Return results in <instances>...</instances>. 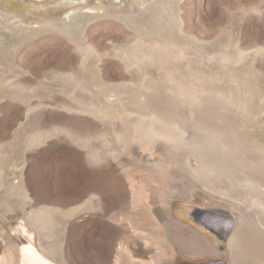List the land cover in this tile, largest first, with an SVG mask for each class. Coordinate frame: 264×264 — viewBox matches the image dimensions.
<instances>
[{
  "label": "bare ground",
  "instance_id": "bare-ground-1",
  "mask_svg": "<svg viewBox=\"0 0 264 264\" xmlns=\"http://www.w3.org/2000/svg\"><path fill=\"white\" fill-rule=\"evenodd\" d=\"M14 1L18 0H0V19L10 20L0 22V28L4 30L5 27L8 30V25H12L21 34L29 37L57 32L67 36L74 43L77 55L70 56L69 59L71 63L77 64L79 73L70 68L63 72L53 71L45 74L41 80L38 79L41 85L62 80L73 86L71 91L62 94L71 102H76L77 106L72 107L74 110L63 107V110L66 109L65 112L86 114L101 124L109 122L115 135V143L124 149L126 147L143 149L147 146L153 148L160 145L163 146V150L180 153L179 158H183V168L191 182L200 183L209 191L207 196L211 200L203 193L194 191L193 194H188L187 188L180 187L174 184L175 182L169 183L167 188L171 196L178 201L175 217L166 211L159 213L158 216L162 228H167L171 222H176L182 227L177 235L168 233L171 244L168 253L172 256V264H264V146L252 139L247 123L234 125L224 117L225 113L238 110L240 103L245 109L246 104L239 97L242 96L241 92H238L240 99L235 100L224 93L225 91H207L202 85L206 84L207 80L216 79L212 78L210 73L200 72L205 63L209 66L218 63L223 68L239 64L247 57V52L239 47L234 54L227 49H221L217 53H208L205 59L199 50L202 42L187 31L186 22L179 8L174 16L171 15L172 7L169 0H54L48 4L45 0H25L26 3L22 5L20 1L17 2L16 4L22 8L12 12L10 11L12 8L8 6L13 5ZM103 20H110L113 25L120 28L122 25L126 30L133 32L134 37L131 36L132 39L129 40V36L128 38L126 36L125 40H121L118 33L115 35L116 41H111L110 46L94 40L88 34L87 28L89 30L96 28L95 23ZM171 26L185 38V43L183 41L181 42L183 44H179L165 37L166 27ZM80 28L82 32L80 31L79 40L75 38V41L71 35L74 30ZM11 34L16 36L15 32ZM257 52L264 55V46L257 49ZM113 59L120 62L115 64L117 68H123L119 74L107 72L110 67L112 69L114 67L110 62ZM90 60L95 61V68L99 74L100 84H94L96 91L89 89L86 81L90 79L91 82L92 77L88 75ZM135 72H137L135 75L139 74L138 79L134 78ZM231 76L228 77L230 80L233 78ZM183 77L190 80V83L192 81L193 88L184 83ZM239 79L241 80L240 77ZM35 80L34 82L38 81ZM8 85L28 91L30 95L37 90L15 82H8ZM35 96L37 95L34 94L33 97ZM59 96H63L61 92ZM98 96L106 102L105 107L100 104ZM128 104L137 108L139 113L132 114L131 109L128 110ZM235 106H238L237 109ZM244 109L241 110L245 111ZM33 110V107L28 106L25 114H30ZM181 111H186V114ZM66 129L60 128V132L73 139L72 143L82 145L81 147H89L92 139L100 140L106 146L109 144L106 133L95 135L93 138L92 136L83 138L72 135L71 131ZM40 139L38 136H31L28 142L34 146ZM91 150L87 152L89 160L94 164L102 161L98 154L95 155L97 152L92 150V153ZM164 156L161 161L170 159L171 153ZM137 160L141 163L146 162L142 156H138ZM151 164L152 167L159 165L155 162ZM2 176L3 169L0 167V187ZM17 190L22 191L21 196L26 200L32 201L22 173L18 182L12 183L9 192L14 195ZM90 196V199L95 197L93 194ZM195 197L199 208L188 204L192 203ZM247 198L253 202V205H250L256 208V212L247 213V209L240 206L239 202H245ZM37 206V209L36 206L31 207L26 217L12 230L17 241L18 264H82L70 261L62 254L61 249L51 243L55 238L54 215L69 219L80 208L64 211L57 207ZM8 210H11V206H8ZM133 233L135 232H132V235ZM39 236L46 238V245L42 244ZM149 237L145 236L144 232L141 238L144 245L136 244L138 248L133 250L137 256L143 254L142 248H146L147 243L152 240ZM1 243L5 247L4 240ZM221 245L225 249L223 254L218 253ZM117 249L122 259H113L114 264H124V258L127 257L131 259L127 264H144L141 258L142 261L138 259L135 261L136 258L129 252L131 250L123 243H118ZM156 250L157 252L149 259L154 264L166 254L160 247ZM13 253L11 249H6V256L5 253L4 257L0 255L1 262L13 263ZM222 256L230 257V262L219 258ZM109 263L106 261L104 264Z\"/></svg>",
  "mask_w": 264,
  "mask_h": 264
},
{
  "label": "rangeland",
  "instance_id": "rangeland-1",
  "mask_svg": "<svg viewBox=\"0 0 264 264\" xmlns=\"http://www.w3.org/2000/svg\"><path fill=\"white\" fill-rule=\"evenodd\" d=\"M19 1L21 5L26 3L25 0L14 1L13 5L8 6L12 8L10 11L15 12L22 8L21 5L16 4ZM52 1L54 0H45L47 4ZM169 2L172 7L171 15L174 16L179 8L186 22L187 31L202 42L199 50L202 55L204 54L205 59L208 53H217L221 49H227L234 54L239 47L247 52V57L241 63L227 66V68H223L220 64L219 66L218 63H213V66L205 63L200 72L210 73L216 80H207L202 86L207 91H225L224 93L234 97L235 100L239 97L241 101L244 100L246 110L242 105L243 108L240 106V103V108L235 106L238 110L233 108L235 111L232 109V112L225 113L224 117L234 125L247 123L250 126L252 139L264 146V102H262L264 101L262 98L264 96V55L257 52V49L264 46V0H169ZM8 21L10 20L6 18L0 19V22ZM95 24L97 26L93 27V30L87 28L88 34L94 40L108 46L111 45V41H116L115 35L118 33L121 40H125L128 36L129 40L134 37L133 32L126 30L122 25L121 28L113 25L110 20L98 21ZM8 26V30L5 27H3L4 30L0 28V167L3 169L0 187V255L6 256V249L9 248L14 252V261L11 264H18L17 241L12 230L26 217L31 207L36 206L35 209H37V205H45L64 211L80 208L69 219L54 215L55 238L51 243L61 249L62 254L70 261H78L82 264H104L106 261L109 263L110 260L109 264H114L116 258H121L117 245L123 243L131 250L128 251L136 258L135 261L138 259V261L143 260L144 264L150 263V257L157 252V247H160L166 251V254L155 264L171 262L172 256L168 253L171 247L168 233L177 235L182 227L176 222H171L167 228H162L158 216L159 213L166 211L175 217L178 201L171 196L167 188L169 183L175 182L174 184L187 188L188 194L198 191L207 196L209 191L200 183L191 182L183 168L184 160L182 157L179 158L180 153L163 150V146L160 145H155L156 147L153 148L147 146L143 149L129 147L124 149L115 143V135L109 122L101 124L89 115L65 112L66 109L63 110V107L73 109L72 107L77 106L76 102L73 103L65 98L66 95L64 96L73 89V86L62 80L41 85L39 80L45 74L53 71L63 72L70 68L79 73L77 64L71 63L69 59L70 56L77 55L74 43L67 36L57 32L29 37L21 34L18 29H14V26ZM166 29L164 33L168 40L171 38L179 44L185 43V38L178 34L176 28L171 26ZM76 30L71 37L79 40L82 30L81 28ZM110 62L114 64V67L107 70L108 74H119L123 71V68L115 66L120 64L119 61L113 59ZM95 66V61L88 62L90 71L88 75L92 76L91 82L94 81L92 84L90 79L86 81L88 88L96 91L94 84L99 83V74ZM136 73L134 78L138 79L139 74L135 75ZM229 76L238 80L239 84L236 81H234L236 83L232 82ZM84 77L87 78V76ZM34 79L39 80H35L36 83ZM182 80L188 87L191 85L193 88L192 81L190 83V80L184 77ZM226 80L230 82V85ZM8 82L28 85L31 89L37 90L30 95L28 91L10 87ZM3 83L5 84L1 85ZM239 91L241 94L238 93ZM60 92L63 96H59ZM34 94L37 95L36 98L33 97ZM98 100L103 107L106 106L101 96H98ZM28 106L33 107L34 110L30 114H25ZM129 108L131 113H139L134 106L129 105L128 110ZM60 128L64 130L67 128L66 130L71 131L72 135L83 138L90 136L93 138L95 135L106 133L109 144L106 146L102 141L92 139L89 147L84 148L81 147L82 145L72 143L74 140L60 132ZM31 136L40 137V142L34 146L30 145ZM89 149L96 151L97 153L94 154H98L102 161L95 164L91 162L87 155ZM170 153L172 156L170 159L161 161L165 154L170 155ZM138 156H142L146 162H139ZM147 162L149 165L146 164ZM153 162L159 163L158 167H152ZM21 173L32 201L22 197V191L17 190L14 195L9 192L12 183L18 182ZM110 183L113 185L111 186ZM92 194L95 197L92 196L93 198L90 199ZM209 200H211L210 197ZM165 201L171 202V205ZM188 204L194 208L200 207L197 197ZM239 204L248 210H246L247 213L257 211L254 206H251L253 202L248 198ZM8 206H11L10 211ZM135 229L138 231L136 232ZM132 232H135L133 233L135 236ZM144 232L145 236H151L149 238L152 240L147 243L146 248H142L143 254L137 256L134 250L138 248L136 244L144 245L141 239ZM39 238L42 244L46 245V238L43 236ZM2 240L5 247L2 246ZM219 251V254H223L224 246L221 245ZM219 258L227 263L230 262V257ZM130 261V257L124 258V264ZM0 264L7 263L0 260Z\"/></svg>",
  "mask_w": 264,
  "mask_h": 264
}]
</instances>
